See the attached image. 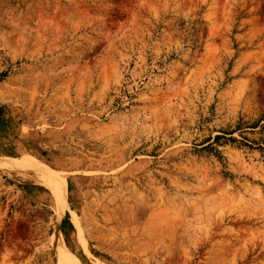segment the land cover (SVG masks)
Segmentation results:
<instances>
[{"label":"rangeland","instance_id":"obj_1","mask_svg":"<svg viewBox=\"0 0 264 264\" xmlns=\"http://www.w3.org/2000/svg\"><path fill=\"white\" fill-rule=\"evenodd\" d=\"M64 246L264 264V0H0V264Z\"/></svg>","mask_w":264,"mask_h":264},{"label":"bare ground","instance_id":"obj_2","mask_svg":"<svg viewBox=\"0 0 264 264\" xmlns=\"http://www.w3.org/2000/svg\"><path fill=\"white\" fill-rule=\"evenodd\" d=\"M16 159V158H15ZM11 161V160H10ZM26 161V160H25ZM24 160L23 161H21V160H19V161H16V167H17V165H21V166H23V165H28V164H24V163H26ZM3 162V161H2ZM7 162V161H6ZM6 162H5V164H6ZM9 162V161H8ZM13 163H14V161H13ZM27 163H29V165H32V166H35V167H37L38 169H39V171L40 172H43V175H44V178L46 179V180H48V181H50L51 182V178H53V176H54V172L53 171H51V169H49V168H47V167H45V166H43L42 164H40V163H38V162H36V161H32V158H31V160L29 161V162H27ZM9 165V164H8ZM12 165V164H11ZM54 179V178H53ZM54 181H55V187H56V189H57V191H58V193H59V195L60 196H63V193H64V186H63V184L61 183V182H59V181H57V180H55L54 179ZM63 202L65 201V197H63L62 199H61ZM55 242H56V238H55ZM59 245V244H58ZM58 249H59V254H58V257H59V263L60 264H81L80 263V260L75 256V254H73L67 247H62L61 249L58 247Z\"/></svg>","mask_w":264,"mask_h":264}]
</instances>
